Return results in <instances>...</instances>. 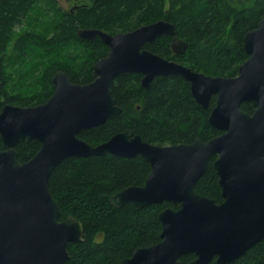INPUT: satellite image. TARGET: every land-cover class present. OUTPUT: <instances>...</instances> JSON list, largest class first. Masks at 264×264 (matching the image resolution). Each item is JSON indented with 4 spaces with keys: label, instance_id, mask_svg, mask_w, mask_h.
<instances>
[{
    "label": "water",
    "instance_id": "1",
    "mask_svg": "<svg viewBox=\"0 0 264 264\" xmlns=\"http://www.w3.org/2000/svg\"><path fill=\"white\" fill-rule=\"evenodd\" d=\"M77 35L98 37L108 53L93 66V80L72 83L62 71L52 77L53 93L42 104L4 105L0 111V264H64L67 246L83 238L79 221H59L60 210L48 191L54 169L68 157L140 156L150 165L142 186H129L110 198L121 208L131 203L143 208L169 202L158 215L159 242L138 248L119 264H230L264 239V17L243 37L247 59L235 77H213L194 72L175 61L144 49L160 36L172 37L175 55L186 43L164 20L125 33L107 34L81 29ZM121 73H138L147 89L156 77L180 76L189 83L195 102L203 109L215 96L208 123L222 132L206 142L157 146L126 130L91 147L77 135L102 125L121 109L111 83ZM248 103L250 112L240 106ZM20 141H36L39 149L21 163L14 149ZM212 168L222 202L194 192V184Z\"/></svg>",
    "mask_w": 264,
    "mask_h": 264
},
{
    "label": "trees",
    "instance_id": "2",
    "mask_svg": "<svg viewBox=\"0 0 264 264\" xmlns=\"http://www.w3.org/2000/svg\"><path fill=\"white\" fill-rule=\"evenodd\" d=\"M70 10L55 0H0V111L6 104L29 107L44 103L53 93L52 77L64 72L76 84L93 80L94 64L108 53L98 38L81 39V29H98L115 35L164 20L175 36L186 43L176 56L170 36H160L144 49L213 77H235L247 59L243 37L264 17V0H67ZM237 1V2H236ZM244 2V3H243ZM138 73H121L111 83L112 96L121 109L102 125L81 131L77 137L96 147L113 135L130 130L157 146L206 142L221 134L208 123L215 104L203 109L192 97L189 83L180 76L156 77L144 89ZM251 111L248 103L240 106ZM5 149L0 140V151ZM21 163L39 149L36 141L14 147ZM194 184V192L222 202L212 168ZM150 165L140 156L68 157L52 172L48 191L58 204V220L73 217L83 238L67 246L64 264H119L138 248L159 242L158 213L169 202L140 208H121L110 198L129 186H142ZM176 209L177 207H172ZM193 254L179 258L189 264ZM208 264H216L213 258ZM230 264H264V239Z\"/></svg>",
    "mask_w": 264,
    "mask_h": 264
},
{
    "label": "rangeland",
    "instance_id": "3",
    "mask_svg": "<svg viewBox=\"0 0 264 264\" xmlns=\"http://www.w3.org/2000/svg\"><path fill=\"white\" fill-rule=\"evenodd\" d=\"M56 4L62 8V9H66V10H70L71 7H73L76 4H73L71 2H68L67 0H55ZM237 2V1H236ZM244 3V2H243Z\"/></svg>",
    "mask_w": 264,
    "mask_h": 264
},
{
    "label": "flooded vegetation",
    "instance_id": "4",
    "mask_svg": "<svg viewBox=\"0 0 264 264\" xmlns=\"http://www.w3.org/2000/svg\"><path fill=\"white\" fill-rule=\"evenodd\" d=\"M172 38V37H171ZM172 41V40H171ZM177 56V55H176ZM222 133V132H221Z\"/></svg>",
    "mask_w": 264,
    "mask_h": 264
}]
</instances>
